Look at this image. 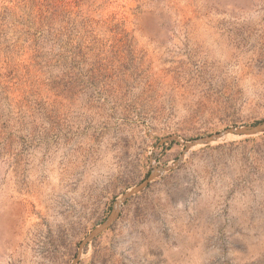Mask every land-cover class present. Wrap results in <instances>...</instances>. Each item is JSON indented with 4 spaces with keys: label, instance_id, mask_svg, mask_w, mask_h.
<instances>
[{
    "label": "rangeland",
    "instance_id": "rangeland-1",
    "mask_svg": "<svg viewBox=\"0 0 264 264\" xmlns=\"http://www.w3.org/2000/svg\"><path fill=\"white\" fill-rule=\"evenodd\" d=\"M262 121L264 0H0V264H264Z\"/></svg>",
    "mask_w": 264,
    "mask_h": 264
},
{
    "label": "water",
    "instance_id": "water-1",
    "mask_svg": "<svg viewBox=\"0 0 264 264\" xmlns=\"http://www.w3.org/2000/svg\"><path fill=\"white\" fill-rule=\"evenodd\" d=\"M262 133H264V121H262L261 123H258L256 125H248V126H242V127L228 128L222 132L201 137L200 139H197V140L189 143L188 146H195V145H199V144L212 143L215 140H218L220 137L224 136L225 134H233V135H238V136H255V135L262 134ZM159 172H160V170L158 168H155L154 171L152 172V174L145 181H143L141 184L133 187L132 189H130L125 194H123V196L117 201L116 204H118L119 201H120V203L124 202L125 200L129 199L133 194L141 191L143 188L148 186L150 181L152 179H154L156 176H158ZM118 210L119 209L116 206L115 209L113 210V212L111 213L110 217L104 223H102L101 225L96 227L89 234V236L86 238L85 241L96 237L97 235H99L100 233H102L103 231L108 229L112 225V223L115 221V219L118 217V215H119Z\"/></svg>",
    "mask_w": 264,
    "mask_h": 264
}]
</instances>
